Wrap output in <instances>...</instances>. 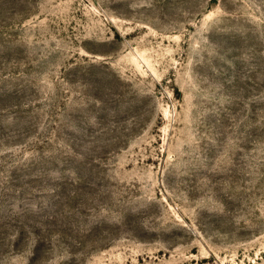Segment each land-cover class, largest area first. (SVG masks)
Instances as JSON below:
<instances>
[{
    "label": "rangeland",
    "instance_id": "374dc122",
    "mask_svg": "<svg viewBox=\"0 0 264 264\" xmlns=\"http://www.w3.org/2000/svg\"><path fill=\"white\" fill-rule=\"evenodd\" d=\"M0 264H264V0H0Z\"/></svg>",
    "mask_w": 264,
    "mask_h": 264
}]
</instances>
